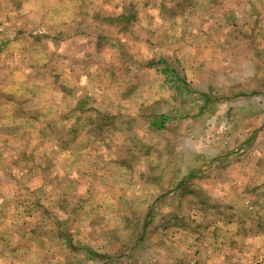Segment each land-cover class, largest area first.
<instances>
[{"label":"rangeland","instance_id":"obj_1","mask_svg":"<svg viewBox=\"0 0 264 264\" xmlns=\"http://www.w3.org/2000/svg\"><path fill=\"white\" fill-rule=\"evenodd\" d=\"M263 196L264 0H0V264H264Z\"/></svg>","mask_w":264,"mask_h":264},{"label":"trees","instance_id":"obj_2","mask_svg":"<svg viewBox=\"0 0 264 264\" xmlns=\"http://www.w3.org/2000/svg\"><path fill=\"white\" fill-rule=\"evenodd\" d=\"M160 63H164V62L161 61ZM164 72H165L166 75L170 74V76H171V75H173V76L175 75V76H176V72L171 71V70L168 69V68H166V69L164 70ZM167 77L170 79L169 75H168ZM174 82L177 83L178 88H179V86H182L181 83H184V81L181 80L178 76L175 77ZM167 120H170L169 117H167V116H165V115H162V116H160V117H157V120H155V124L157 125V127H159V128H163V127L165 126ZM88 251H89V250H88ZM89 253H90L91 255H93L90 251H89ZM94 256H97V257H98V255H94Z\"/></svg>","mask_w":264,"mask_h":264},{"label":"crops","instance_id":"obj_3","mask_svg":"<svg viewBox=\"0 0 264 264\" xmlns=\"http://www.w3.org/2000/svg\"><path fill=\"white\" fill-rule=\"evenodd\" d=\"M155 120H157V118H153L152 121L150 122V124L153 126V127H157V125L155 124ZM264 197V196H263ZM261 202V201H260ZM254 210H257V209H254ZM260 210V209H259ZM257 214V212H256Z\"/></svg>","mask_w":264,"mask_h":264}]
</instances>
